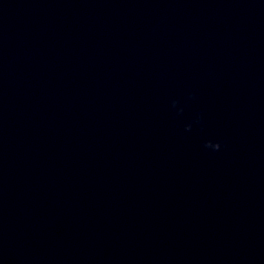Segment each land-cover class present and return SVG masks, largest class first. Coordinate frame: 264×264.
I'll return each mask as SVG.
<instances>
[{"label":"water","instance_id":"95a60500","mask_svg":"<svg viewBox=\"0 0 264 264\" xmlns=\"http://www.w3.org/2000/svg\"><path fill=\"white\" fill-rule=\"evenodd\" d=\"M0 264H264V0H0Z\"/></svg>","mask_w":264,"mask_h":264}]
</instances>
